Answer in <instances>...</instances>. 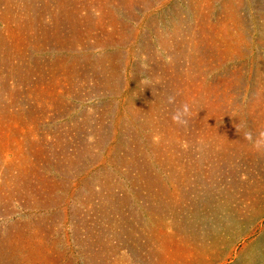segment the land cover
I'll return each instance as SVG.
<instances>
[{"label":"rangeland","instance_id":"1","mask_svg":"<svg viewBox=\"0 0 264 264\" xmlns=\"http://www.w3.org/2000/svg\"><path fill=\"white\" fill-rule=\"evenodd\" d=\"M245 120L264 0H0V264H264Z\"/></svg>","mask_w":264,"mask_h":264},{"label":"crops","instance_id":"2","mask_svg":"<svg viewBox=\"0 0 264 264\" xmlns=\"http://www.w3.org/2000/svg\"><path fill=\"white\" fill-rule=\"evenodd\" d=\"M240 123H236L233 121L229 122H216L215 123V135L216 138L211 139L210 141H229L226 138H223L225 136H229L230 141H248L244 139V132L245 131H251L253 134V138L255 139L259 133L264 132V121L263 122H256L252 120H245L241 122V129H243V132L240 128L236 127L239 126ZM239 130H241L239 132ZM227 131V132H226ZM230 131L231 135L228 133ZM220 135V138L218 137Z\"/></svg>","mask_w":264,"mask_h":264},{"label":"clouds","instance_id":"3","mask_svg":"<svg viewBox=\"0 0 264 264\" xmlns=\"http://www.w3.org/2000/svg\"><path fill=\"white\" fill-rule=\"evenodd\" d=\"M182 110L185 116H189L191 114L190 108L187 104L183 106ZM173 119L175 120V117H173ZM154 139L158 140L159 138L155 137ZM244 139L251 142L253 148L256 151H264V132L259 133L258 136L254 139L251 131H245Z\"/></svg>","mask_w":264,"mask_h":264}]
</instances>
